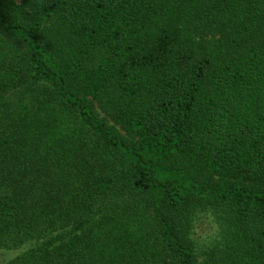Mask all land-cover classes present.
Here are the masks:
<instances>
[{
    "label": "trees",
    "instance_id": "1",
    "mask_svg": "<svg viewBox=\"0 0 264 264\" xmlns=\"http://www.w3.org/2000/svg\"><path fill=\"white\" fill-rule=\"evenodd\" d=\"M0 38L13 91L43 95L0 117V243L41 213L81 221L11 264H154L143 235L82 219L118 189L152 211L166 264H199L198 211L226 226L212 264H264V0H0Z\"/></svg>",
    "mask_w": 264,
    "mask_h": 264
},
{
    "label": "rangeland",
    "instance_id": "2",
    "mask_svg": "<svg viewBox=\"0 0 264 264\" xmlns=\"http://www.w3.org/2000/svg\"><path fill=\"white\" fill-rule=\"evenodd\" d=\"M0 53V78L8 85V88L12 89L7 93L4 91V94L0 93V117L13 113V109L17 110L20 108L19 106L24 104L40 105L43 102L41 91H28L23 88L13 91V78L10 77V73H13L14 70L13 60L14 54H16L13 45L0 38ZM34 87L31 86V88ZM21 91H26L25 98L21 96ZM54 108L60 121L59 126L66 133V136L74 132L89 138L90 133L87 128L68 108L64 105H55ZM95 109L99 116L104 118L101 111L97 107ZM108 124L114 126L110 121ZM116 129L120 131L118 127ZM64 158L71 160L73 157L66 152ZM82 219L87 221L88 226L96 227L97 235H100L103 230L112 228L117 231L119 227L133 230L143 235L148 241L147 256H153L151 262H155L154 264H166L168 262L162 248L159 247L158 227L152 211L144 203L129 195L126 190L118 189L112 192L95 209L83 215ZM39 220L38 229L41 231H35L36 233H33L32 236L33 239L21 244L17 243L19 241L15 239L14 244L17 243L18 245L14 246L9 243L7 245L0 243V264H11L18 257L48 243L53 238H64L71 234L81 222L67 223L44 213L39 215ZM190 238L194 244L199 264H212L220 260L228 235L220 215L213 211H198L192 216Z\"/></svg>",
    "mask_w": 264,
    "mask_h": 264
}]
</instances>
